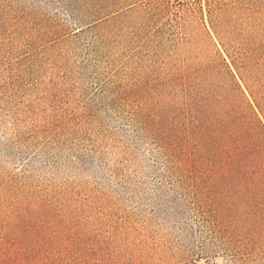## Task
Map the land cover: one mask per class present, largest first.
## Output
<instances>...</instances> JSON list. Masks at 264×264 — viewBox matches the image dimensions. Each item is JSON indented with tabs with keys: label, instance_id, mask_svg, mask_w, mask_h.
I'll return each mask as SVG.
<instances>
[{
	"label": "rangeland",
	"instance_id": "374dc122",
	"mask_svg": "<svg viewBox=\"0 0 264 264\" xmlns=\"http://www.w3.org/2000/svg\"><path fill=\"white\" fill-rule=\"evenodd\" d=\"M0 264H264V0H0Z\"/></svg>",
	"mask_w": 264,
	"mask_h": 264
}]
</instances>
